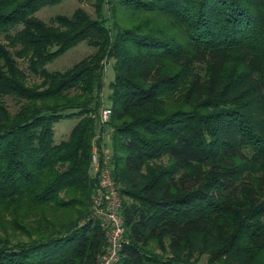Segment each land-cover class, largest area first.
I'll return each mask as SVG.
<instances>
[{
  "label": "trees",
  "instance_id": "trees-1",
  "mask_svg": "<svg viewBox=\"0 0 264 264\" xmlns=\"http://www.w3.org/2000/svg\"><path fill=\"white\" fill-rule=\"evenodd\" d=\"M57 1L0 0V264H97L89 165L109 59L130 237L116 264H264V0H106L111 25L105 0L96 17L33 15ZM82 40L94 50L45 67ZM164 240L171 256L147 249Z\"/></svg>",
  "mask_w": 264,
  "mask_h": 264
},
{
  "label": "rangeland",
  "instance_id": "rangeland-1",
  "mask_svg": "<svg viewBox=\"0 0 264 264\" xmlns=\"http://www.w3.org/2000/svg\"><path fill=\"white\" fill-rule=\"evenodd\" d=\"M96 0H59L54 3L46 4L40 7L38 10H36L33 15L43 19L45 21H49L53 16L57 14H62V15H68L70 16L76 9L84 11L88 16L90 17H96L97 16V9L95 4ZM101 9V13H104V17L106 19L105 23L108 25H111V19H110V12L108 9V3L105 0L104 3L99 7ZM0 39L3 43L6 42V40L3 38V36H0ZM94 50V47L86 43V41L82 40L77 42L75 45L69 47L66 49L63 53L59 54L57 57L53 58L52 60L48 61L45 64V67L48 70H65L66 68L71 67L74 63L79 61L81 58L85 57L87 54L92 52ZM20 66L25 70V72L28 74V81L29 82H34L36 81L37 83L40 82V77L30 73L26 67V61L24 59L18 58ZM114 78V69L112 65V59L106 60L105 62V67H104V77H103V86H102V104L99 106L97 110V116H96V125H95V131L94 135L92 137L91 141V156H90V165H89V173L90 175L94 178V186L92 189V192L90 194V204H89V209H88V215L91 216L94 220H96L103 232L104 235V244L102 247L101 252L98 254L97 257V264H99V260L102 259L103 253L106 250L107 243L109 242V237L111 236L110 231H105L103 228L101 221L98 216L95 215L94 213V195L96 191V185L98 182V176L95 173V163L98 161L101 163V161H104L105 159V154H108V161L112 163L111 159V149H110V141H111V136H112V131L113 127L112 125L108 122L104 126V136H108L110 139L107 140V143H105V152L103 153L101 149V143L103 144V138H102V130L100 128L99 124V115H100V110L102 106H109L110 105V98H109V93H110V81L113 80ZM3 99L7 102L8 107L11 111H13L16 108V101L14 98H11L10 96H4ZM77 121L76 117L73 116H67V117H62L58 119L57 121L54 122V134L53 137L56 141H59L63 138H66L69 134V131L71 127L75 124ZM159 162V161H157ZM163 162V161H162ZM166 161H164L165 163ZM117 189H118V195L121 198V194L119 191V184L115 181ZM122 201V198H121ZM121 215H122V205L120 209ZM123 216V215H122ZM124 220V218H123ZM124 222V221H123ZM82 223V222H81ZM125 223H124V231H123V238H125L127 241H129L130 237L125 230ZM0 233H2V230L0 229ZM149 251L157 253L159 255L163 256H171V249L167 245V242L164 240V248L159 247V243L153 241L150 243L149 248H147ZM120 252V251H119ZM198 254V253H196ZM119 255V253H118ZM196 257V255H194ZM119 259V256H118ZM113 260L110 264H116L117 260ZM203 260L205 261L207 259V255H204Z\"/></svg>",
  "mask_w": 264,
  "mask_h": 264
},
{
  "label": "built area",
  "instance_id": "built-area-1",
  "mask_svg": "<svg viewBox=\"0 0 264 264\" xmlns=\"http://www.w3.org/2000/svg\"><path fill=\"white\" fill-rule=\"evenodd\" d=\"M110 113V106H102L98 119L100 128L103 129L102 138L105 133L104 126L109 119ZM103 139L101 149L104 153L106 151L104 145L110 138L106 136ZM111 170L112 163L108 161V154H105L104 161H101V163L97 161L95 163V173L98 176V182L94 195V213L99 217L105 231H110L111 233L99 264H110L113 260L118 259L119 251L123 247V244L127 242L122 235L124 231V220L120 212L122 201L118 195V189Z\"/></svg>",
  "mask_w": 264,
  "mask_h": 264
}]
</instances>
